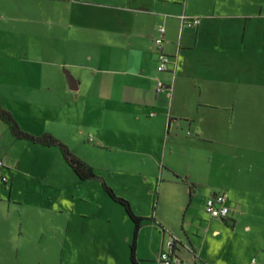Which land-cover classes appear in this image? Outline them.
I'll list each match as a JSON object with an SVG mask.
<instances>
[{
    "label": "crops",
    "instance_id": "1",
    "mask_svg": "<svg viewBox=\"0 0 264 264\" xmlns=\"http://www.w3.org/2000/svg\"><path fill=\"white\" fill-rule=\"evenodd\" d=\"M190 19L200 24L188 28ZM160 26L176 71L171 95L157 91L159 81L173 83L172 71L157 69ZM0 106L25 133L59 139L106 182H129L134 167L159 196L168 195L166 184L205 194L204 204L226 192L228 217L208 215L209 228L198 226L212 243L195 242L187 230L176 238L189 254L178 255L194 264H230L228 224L237 225L239 211L264 214L261 0H0ZM12 140L20 142L0 122V148ZM25 142L21 158L4 150L0 161L15 172L6 182L0 172L10 185L9 205L20 169L30 177L25 155L34 152L51 155L74 185L99 181L80 180L58 148ZM152 219L162 226L164 247L167 223ZM5 243L0 236V247ZM247 264H264V248Z\"/></svg>",
    "mask_w": 264,
    "mask_h": 264
},
{
    "label": "rangeland",
    "instance_id": "2",
    "mask_svg": "<svg viewBox=\"0 0 264 264\" xmlns=\"http://www.w3.org/2000/svg\"><path fill=\"white\" fill-rule=\"evenodd\" d=\"M12 141L1 146L0 161L5 160L4 150L10 159L17 160L24 154L26 142ZM35 149L39 151L37 149L41 148ZM85 150L82 148L78 152L84 155ZM88 153L95 157L93 151ZM34 154V158L25 155L30 177H23L21 174L25 172L20 169L11 205L8 204L10 185L5 186L0 176V228L3 232L0 236L6 241L0 247V264H133L131 247L135 242V224L125 209L109 198L99 181L74 185L71 176L62 175L51 155ZM118 154L114 152V155ZM31 160L35 163L33 168L29 164ZM131 170L135 176L129 177V182H105L119 197L130 202L135 215L146 219L137 238L139 264H159L156 254L167 251L162 246L160 222L151 220L154 214L167 223L163 225L167 229L165 241L171 237L183 238L185 230L195 242L205 238H209V243L214 241L211 233L208 235L198 227L209 228L205 194L194 196L184 186L176 188L166 184L168 195L165 197L162 192L159 196V193L147 190L142 178L138 180L142 173L139 174L134 167ZM0 172H4L3 176L8 180L15 173H10L2 165ZM62 180L68 182L69 187L61 189ZM193 220L194 225H191ZM249 223H254L250 233L245 230ZM263 225L264 214L246 216L243 211L238 212L237 225L229 223V230L224 235L227 242H235L230 264H247L250 257L257 258L264 248L260 244L264 241V229H260ZM179 248L181 254L189 255L187 249L184 252ZM182 259L194 264L191 257Z\"/></svg>",
    "mask_w": 264,
    "mask_h": 264
},
{
    "label": "trees",
    "instance_id": "3",
    "mask_svg": "<svg viewBox=\"0 0 264 264\" xmlns=\"http://www.w3.org/2000/svg\"><path fill=\"white\" fill-rule=\"evenodd\" d=\"M0 122H3L8 126L12 136L16 140L27 141L33 144H39V145L46 146V147L58 148L65 162L71 167L73 172L76 174V176L80 180H83V181L99 180L103 190L106 192L109 198L113 202L121 205L125 209L131 221L135 224V242L131 247V261L133 264H139L136 258L137 238H138L139 231L141 230L146 219L135 215L130 202L122 197H119L114 192V190L110 186L107 185L105 180L99 177L95 173L94 169L89 164L85 163L84 161L80 160L75 155H73L70 149L57 138L53 137L50 134H45L41 137H35L33 135L25 133L20 128V126L18 125L16 120L13 118V116L9 112L2 109L1 106H0ZM151 220L153 219L151 218Z\"/></svg>",
    "mask_w": 264,
    "mask_h": 264
},
{
    "label": "built area",
    "instance_id": "4",
    "mask_svg": "<svg viewBox=\"0 0 264 264\" xmlns=\"http://www.w3.org/2000/svg\"><path fill=\"white\" fill-rule=\"evenodd\" d=\"M183 23L188 28H194L200 24V20L199 19L184 20ZM158 33H159V37L155 40L156 54L158 60L157 69L158 72L160 73L172 71L173 83L169 85L162 81H159L157 84V91L159 93H168V95H171L174 88L176 71L171 70L170 67L173 61L163 50V44L166 33L165 27L160 26L158 28ZM3 181L6 182V178H4ZM205 211L213 219H226L229 214L227 193L221 192L209 197L205 203ZM178 244L179 242L174 237H171L169 240L166 241L164 248L166 247L167 251L163 250L160 253H158L157 256L159 264H188L187 261L183 260L178 255V250L180 247L178 246Z\"/></svg>",
    "mask_w": 264,
    "mask_h": 264
}]
</instances>
